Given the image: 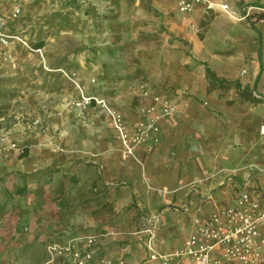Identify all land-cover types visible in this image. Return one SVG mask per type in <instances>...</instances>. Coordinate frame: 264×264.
Masks as SVG:
<instances>
[{
  "label": "crops",
  "instance_id": "obj_1",
  "mask_svg": "<svg viewBox=\"0 0 264 264\" xmlns=\"http://www.w3.org/2000/svg\"><path fill=\"white\" fill-rule=\"evenodd\" d=\"M224 1L235 16H240L245 6L264 9V0ZM131 2L102 0L100 7L90 4L92 9H100L90 13L89 20H107L105 41L113 44L124 36V23L119 17L132 19ZM141 6L144 17L150 20L148 30L162 29L166 21L172 34L178 32L174 20L180 17L189 22L205 14L200 6L181 12L173 0H141ZM209 13H218V20L225 21L228 28L245 25L244 21L231 20L228 12L220 9H211ZM259 18L250 28L254 32V89L264 82V16ZM185 33L193 35L187 28ZM76 67L75 82L83 93H89L80 85L87 81L82 75L83 66ZM99 67L93 70L100 79L104 74L103 66ZM140 69L148 71L146 66ZM121 76L123 80L125 76ZM260 94L264 97V91ZM109 95L97 94L123 115L129 127L143 118L141 107L154 103V96L174 108L171 116L165 115L156 122L159 128L151 137L160 139L154 151L149 153L142 145L135 148L138 161L122 155V144L103 107L94 102L85 108L79 106L80 92L75 96L78 107L62 109L59 114L46 110L24 124L15 122L1 129L0 264H13L15 252L7 247L17 250L87 235L96 239L91 264H157L148 258L146 245L145 228L150 217H158L154 247L171 252L182 247L196 216L230 201L235 184L247 172L253 170L256 183L264 185V129L260 131L264 116L259 113L264 102L254 105V121L236 137L237 141L227 143L224 138L223 147L230 151L210 163L208 155L199 150L195 134L178 133L181 120L195 122L199 127L196 133L204 138L212 133L210 115L203 113L196 99L177 95L172 89L148 87L147 93L138 98V104L132 106L129 102V106L123 107ZM34 119L39 127L32 124ZM218 123L221 126V120ZM175 131L177 134H173ZM22 148L27 149V155H19ZM253 148L252 159L246 155V149ZM229 174L234 176L232 183L224 181ZM21 186L25 187L24 192L16 193ZM157 189L166 192L161 194ZM41 259L42 264H67L57 257L51 258L47 252Z\"/></svg>",
  "mask_w": 264,
  "mask_h": 264
},
{
  "label": "rangeland",
  "instance_id": "obj_2",
  "mask_svg": "<svg viewBox=\"0 0 264 264\" xmlns=\"http://www.w3.org/2000/svg\"><path fill=\"white\" fill-rule=\"evenodd\" d=\"M131 1L132 19L119 17L126 33L119 42L111 44L105 41L107 20L88 19L90 13L100 9L90 6L100 7L102 0H0V12L20 6V14L10 27L20 39L0 43V77L3 86L12 90L11 98L4 101L0 133L4 132L2 128L15 122L24 124L28 118L40 116L46 110L59 114L62 109L78 107L76 93L85 94L75 82L79 65L83 66L82 75L87 80L80 82L84 91L89 92L86 94H110L123 107L129 106V102L132 106L138 104V98L148 87L172 89L177 95L196 99L203 113L210 115L212 133L204 138L196 133L199 127L195 122L185 123L181 119L178 133L180 136L195 134L199 150L208 155L210 163L230 151L223 147L224 138L227 143L237 141L236 137L254 121V105L264 101L242 100L234 85L210 81L201 62L206 61L220 77L238 78L242 86L249 87L250 97H262L264 82L256 89L252 83L254 32L250 28L251 23L260 19L254 13L264 9L251 8L241 19L230 16L235 22L244 21L245 25L237 28H228L225 21H219L218 13H205L191 22L179 17L173 21L178 32L175 30L177 34H172L166 21L162 29L148 30L150 20L144 17L141 0ZM186 28L193 35H187ZM100 65L104 75L99 79L93 69H101ZM144 66L147 72L141 71ZM121 74L125 76L123 80ZM259 113L264 116V109ZM159 139L150 137L138 146H144L150 153ZM246 153L254 158V148L246 149ZM130 157L138 161L135 150ZM22 247L17 250L7 247L15 252L13 264L43 263L45 245Z\"/></svg>",
  "mask_w": 264,
  "mask_h": 264
},
{
  "label": "built area",
  "instance_id": "obj_3",
  "mask_svg": "<svg viewBox=\"0 0 264 264\" xmlns=\"http://www.w3.org/2000/svg\"><path fill=\"white\" fill-rule=\"evenodd\" d=\"M173 1L181 12H189L200 6L204 13L211 9H220L236 15L224 0ZM251 8L245 6L243 14L235 17H246ZM19 14V5L10 11L0 12V43L20 39L18 33L10 28ZM144 93H147V89H144ZM154 100V103L141 107L143 118L133 127H129L123 115L111 109L102 97L83 94L78 104L85 108L94 102L107 111L111 127L122 144V155L128 157L157 130V120L174 110L173 106L161 101L158 96H154ZM158 101L160 104H157ZM32 124L39 127L37 119ZM254 174L256 173L253 170L247 172L235 184L228 203L215 205L211 211L196 216L192 232L186 237L182 247L174 251L164 252L154 247L153 238L158 217H150L149 226L145 228L148 235V258L156 260L157 264H264V185L256 183ZM224 181L232 183L234 176L229 174ZM95 240L94 235L63 243L52 240L46 244V251L51 258L57 257L67 264H91Z\"/></svg>",
  "mask_w": 264,
  "mask_h": 264
},
{
  "label": "trees",
  "instance_id": "obj_4",
  "mask_svg": "<svg viewBox=\"0 0 264 264\" xmlns=\"http://www.w3.org/2000/svg\"><path fill=\"white\" fill-rule=\"evenodd\" d=\"M264 6V5H262ZM257 14V17H262L264 16V12L260 13H254ZM17 20V19H16ZM38 44H41L39 42ZM202 63L205 65V71H206V76L210 81L216 82L218 84H227V85H234L237 88V92L239 94V97L242 100H250L252 102H261L264 101V97H250V89L247 86H242L241 82L238 79H227L225 77H220L216 74V72L208 65L207 62L202 61ZM257 78H255L254 86L256 84ZM12 96V90H10L7 87H4L2 84V77H0V116H3L5 114L4 111V101L9 100ZM20 156H25L27 155V149L22 148V151L19 154ZM25 190L24 186L18 187L16 189V193L22 194ZM47 244V243H46ZM46 244H45V249H46ZM23 248V247H22ZM47 252V251H46Z\"/></svg>",
  "mask_w": 264,
  "mask_h": 264
},
{
  "label": "bare ground",
  "instance_id": "obj_5",
  "mask_svg": "<svg viewBox=\"0 0 264 264\" xmlns=\"http://www.w3.org/2000/svg\"><path fill=\"white\" fill-rule=\"evenodd\" d=\"M228 14H229L231 17L235 18V16L233 15L232 12H229Z\"/></svg>",
  "mask_w": 264,
  "mask_h": 264
}]
</instances>
